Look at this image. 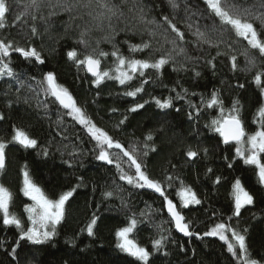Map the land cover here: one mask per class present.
<instances>
[{
  "label": "snow or ice",
  "instance_id": "obj_1",
  "mask_svg": "<svg viewBox=\"0 0 264 264\" xmlns=\"http://www.w3.org/2000/svg\"><path fill=\"white\" fill-rule=\"evenodd\" d=\"M171 9V15H161L159 20L152 16V8L144 0H0V29L8 27H19L23 36L24 44L21 45L15 37L4 36L0 38V80L8 79L15 82L17 100L31 106L30 101L35 100L37 109H42L47 115L50 106H56L57 128L64 124V117H70L72 121L84 130L92 141L95 142L93 152L95 159L108 165H115L119 172V179L137 189H149L163 198V208L166 210L174 228L186 237L195 235L202 238L200 233L191 230V221L186 220L183 209L192 205L202 204L196 191L183 180H180L178 196L180 206L174 203L166 194V188L162 181L153 179L147 171V165L140 158H147L150 153L158 151L155 139L157 132H163L161 126L155 131L145 134L139 145L126 147L121 141L114 138L107 130L99 127L92 116L87 112L84 105H81L72 92L64 85L58 83L54 72L48 71L41 74L37 80L35 75L29 76L25 71H18L17 65L13 63V54L19 56L32 66L44 65L46 59L43 55V44L37 47L35 40L47 37L54 40L56 44L60 41L71 38L74 45L65 53L68 61L72 62L77 69L83 70L91 78L92 85L99 89L108 80L116 81L127 90L122 94L127 97L136 98L145 92V86L154 82L153 77L148 74L149 70L156 73V79H162L164 70L171 68L176 73L192 72L194 77L199 78L201 72L197 68L203 64L213 70L215 74L216 61L219 57L227 59L232 72L240 71L239 57L244 58L245 72H252V82L259 88V95L264 98V0H167ZM21 8V11L13 16L12 24L8 23V16L14 11L13 5ZM127 8V14L125 12ZM183 12V17L180 13ZM130 14V15H129ZM59 17L66 19L59 20ZM180 18L181 26H178L177 19ZM123 25L121 27L120 25ZM62 29V34L53 35L57 27ZM121 32L131 33L141 37L139 43L128 44L129 56H125L118 46L116 37ZM100 34L97 36V34ZM241 42H246L241 45ZM101 44H110L111 52L100 47ZM53 51L56 49L53 48ZM213 50L215 54L213 55ZM132 54H143V58H135ZM108 57H113V67L102 69V62ZM136 80L138 84L132 85ZM181 91L176 96H169L161 99L152 97L156 107L163 111L166 116L168 109L174 108V99H185L189 95L188 89L179 85ZM236 87L244 89L245 84L237 82ZM196 95V93H191ZM44 99L41 100L40 97ZM99 96V92H97ZM95 103V101H93ZM149 101L135 103L127 109L129 113H136L144 109ZM9 108L12 101L8 102ZM193 111L187 113L190 121H198L203 108L215 109L218 115L205 125L206 128L218 133L224 145H234L235 155L232 160L227 156V167L233 168L236 160L239 159L244 165L254 166L258 184L264 188V103H261L256 110L252 123L256 125L254 131L246 130V124L242 116L243 104L239 98L232 101L230 108H225L224 101L218 89H213L210 98L207 100L201 97V105L189 104ZM112 112L118 109H111ZM179 112V108H175ZM6 117L0 113V121ZM128 120L125 115L119 121L117 127L124 125ZM13 134L10 139L0 137V175L7 169L6 149L9 144H18L24 149L40 148L39 155L50 156V150L33 138L22 126H12ZM63 139H67L63 131L57 133ZM67 148V145H64ZM117 150V151H113ZM209 149L188 146L184 151L186 162L195 164L198 159L206 157ZM73 159L77 158L78 152L75 148L68 153ZM128 163L130 169L125 171L122 164ZM62 163L72 166L71 160H64ZM175 168V165H172ZM22 188L24 197L31 201L24 206L27 215L28 226L15 212L11 211L14 201V194L4 183L0 182V226L4 228L15 227L18 231L17 238L11 245L5 248L7 241H0V248H5L7 254L13 261H17L21 242L32 246H45L51 244L58 235V226L65 219L66 204L74 196L77 188H70L62 192L57 198L52 199L45 191L31 178L27 165L22 169ZM213 169H206V175H211ZM78 179H83L82 177ZM167 187H172V182L178 177L167 175ZM222 176H215L214 185H219ZM113 191H106L105 197H112ZM231 196L233 200L232 216L240 218L242 210L256 203V196L246 189L240 178H236L231 185ZM126 206V205H125ZM140 215L143 217L144 212ZM215 216L216 214L213 213ZM253 219L259 225H264V217ZM100 217L93 212L90 221L82 232L88 237H95L96 228ZM139 221L136 216L128 217L127 226L118 229L115 233L117 238L116 248L135 259L138 264H156L157 259L167 258L171 253L167 250L166 241L168 236L161 235L151 241V246H142L130 234L136 229ZM167 223V222H166ZM257 225H252L256 227ZM161 231L162 225H157ZM205 237H217L226 245V251L230 254L232 264H264V256L254 258L250 245V228H237L231 223H215L208 231L203 233ZM75 245V240L70 241ZM180 252H185L183 245L179 247ZM28 264H40L36 261L35 254ZM67 264V261H65Z\"/></svg>",
  "mask_w": 264,
  "mask_h": 264
},
{
  "label": "trees",
  "instance_id": "obj_2",
  "mask_svg": "<svg viewBox=\"0 0 264 264\" xmlns=\"http://www.w3.org/2000/svg\"><path fill=\"white\" fill-rule=\"evenodd\" d=\"M119 2V0H117ZM152 8V16L159 20L160 16L171 15V9L167 0H144ZM197 0H193L196 3ZM14 11L8 16L9 25L12 24L13 16L21 11V8L13 5ZM127 14V8L125 7ZM130 15V14H129ZM183 17V12L180 13ZM66 17H59V20ZM178 26L180 18L177 19ZM123 27V25H120ZM62 34V29L58 26L53 30V35ZM24 32L19 27H8L0 29V38L9 36L15 37L23 45ZM100 34L98 33L97 36ZM141 37L131 33L121 32L116 37L119 42L121 52L129 56L128 44L139 43ZM37 47L43 44V55L46 59L44 65L32 66L24 61L19 54H13V63L17 65L18 71H25L29 76L35 75L37 80L42 73L52 71L56 74L58 83L67 87L77 101L84 105L87 112L96 124L107 130L114 138L118 139L126 147L139 145L146 133L155 131L163 126V132L156 133L155 144L158 149L156 153H150L147 158L140 157L147 165L148 174L164 183L166 194L174 203L180 206L178 192L180 180L189 185L197 192L202 200L200 205H192L183 209L186 220L191 221V230L200 233L202 238L195 235L186 237L175 230L174 224L170 221L166 210L163 208V198L159 194L149 189H137L119 179V172L115 165H108L95 159L93 149L95 142L90 139L87 133L76 125L70 117H64V124L57 128L56 106H50L49 113L45 115L42 109L35 107L36 101L33 99L29 104L21 99L17 100L15 92V82L8 79L0 80V113L6 117L0 121V137L5 140L10 139L13 134L12 126L24 127L33 138H36L40 145L46 146L50 150L49 157L39 155L40 148L24 149L18 144H9L6 149L7 169L0 175V182L4 183L14 194V201L11 211L21 217L25 226L28 225L27 215L24 206L30 204V200L24 197L22 188L21 169L27 165L33 181L38 184L49 198L55 199L62 192L75 187L74 196L66 204V215L64 221L58 226V235L55 240L45 246H32L26 242H21L18 249V264H28L35 254L36 261L40 264H138L134 258L126 253L120 252L116 248L117 238L115 233L118 229L127 226L128 217L136 216L139 223L133 231L132 237L142 246H151L154 238L161 235L168 236L166 241L167 250L171 253L167 258L156 260V264H232L229 259L230 254L226 251V245L217 237H205L203 233L208 231L215 223L227 222L237 226L238 230L245 227L250 228V245L254 258L259 259L264 256V225H259L253 219L264 217V188L257 180L254 166L244 165L239 159L236 160L233 168L227 167V161L235 155L234 145H224L218 133L206 128L205 125L218 115L215 109L203 108L198 121H190L187 113L193 111L189 104L201 105V97L205 100L210 98L213 89H218L224 101L225 108H230L232 101L239 98L243 104L242 116L246 124V130L252 132L256 125L252 123L253 116L264 102L259 95V88L252 82L253 73L245 72L243 57H239L240 71L232 72L226 58L219 57L216 61L215 74L213 70L201 64L197 70L201 72L199 78L194 77L192 72L176 73L172 69L166 68L162 79H156V73L149 70L148 74L153 77L154 82L145 86V92L136 98L124 96L122 93L127 89L119 85L116 81H105L99 89L95 88L92 78L83 70L77 69L74 64L67 60L66 51L74 45L73 39L68 38L56 44L54 40L47 37L35 40ZM246 42H241L245 45ZM105 51L111 52L110 44H101ZM56 50L53 51L52 49ZM213 55L215 50H213ZM135 58H143V54H132ZM114 58L108 57L102 62V69L113 67ZM188 89L189 95L185 99H174V108L167 111L165 116L163 111L158 109L152 101V97L161 99L169 96L175 97L176 92L181 91L180 86ZM237 82L245 84L244 89L236 87ZM138 81L134 80L135 86ZM99 92V96H97ZM196 93V95H191ZM44 99L43 96L40 97ZM148 100L144 109L136 113L127 111L135 103H143ZM12 101V107H8V102ZM95 101V103H93ZM118 109L112 112L111 109ZM179 108L180 111H175ZM127 115L128 120L124 125L117 127L119 121ZM63 131L67 139H63L57 133ZM64 145L68 147L65 148ZM209 149L208 155L197 160L195 164L186 162L184 151L188 146ZM76 149L77 158L73 159L68 153ZM117 151V150H113ZM64 160H71L72 166L62 163ZM175 165V168L172 167ZM125 171L132 172L128 163L122 164ZM211 167L213 173L206 175V169ZM167 175L178 177L172 182V187H167ZM215 176H222L219 185H214ZM82 177L83 179H78ZM236 178H240L246 189L256 196V203L242 210L240 218L232 216L233 200L231 196V185ZM106 191H113L112 197H105ZM126 205V206H125ZM95 212L100 220L96 228L95 237H88L82 229L90 221L92 213ZM141 212L145 215L142 217ZM213 213L216 215L214 216ZM167 222V223H166ZM157 225H162L161 231ZM252 225H257L252 227ZM18 231L15 227L4 228L0 226V241H7L5 248L12 244L17 238ZM75 240V245L70 241ZM183 245L185 252H180L179 247ZM0 248V264H17L5 251Z\"/></svg>",
  "mask_w": 264,
  "mask_h": 264
},
{
  "label": "rangeland",
  "instance_id": "obj_3",
  "mask_svg": "<svg viewBox=\"0 0 264 264\" xmlns=\"http://www.w3.org/2000/svg\"><path fill=\"white\" fill-rule=\"evenodd\" d=\"M263 99H264V98H263ZM263 103H264V102H263ZM30 203H31V202H30ZM27 226H28V225H27ZM132 234H133V233H132ZM132 234H130V237H129L130 239H133Z\"/></svg>",
  "mask_w": 264,
  "mask_h": 264
}]
</instances>
